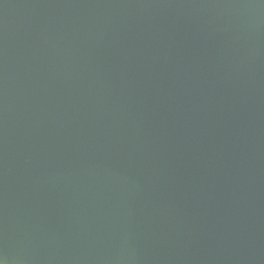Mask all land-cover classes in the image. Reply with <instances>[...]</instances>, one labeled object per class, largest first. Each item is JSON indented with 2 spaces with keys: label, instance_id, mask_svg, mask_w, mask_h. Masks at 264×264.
Instances as JSON below:
<instances>
[{
  "label": "water",
  "instance_id": "water-1",
  "mask_svg": "<svg viewBox=\"0 0 264 264\" xmlns=\"http://www.w3.org/2000/svg\"><path fill=\"white\" fill-rule=\"evenodd\" d=\"M0 264H264V0H0Z\"/></svg>",
  "mask_w": 264,
  "mask_h": 264
}]
</instances>
